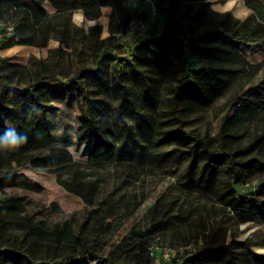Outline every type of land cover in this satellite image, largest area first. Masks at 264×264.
<instances>
[{
	"label": "rangeland",
	"instance_id": "rangeland-1",
	"mask_svg": "<svg viewBox=\"0 0 264 264\" xmlns=\"http://www.w3.org/2000/svg\"><path fill=\"white\" fill-rule=\"evenodd\" d=\"M55 1L60 2L59 8L45 6L50 18V37L45 47L13 44L0 50V57L8 64L12 83L18 88L41 77L66 79L79 68L92 67L91 44L94 36L90 29L94 26L100 27V39L113 37V42L123 48L133 49L139 38L148 36L146 31L133 30L132 21L139 19L140 15L132 14L122 4L121 7L110 5L102 8L97 19H89L84 17L81 8L72 9L73 4L78 6L79 2ZM209 1L211 9L217 13L229 12L239 20L252 16V22L258 21L243 0ZM130 16L134 18L129 20ZM1 19H11L13 24L20 19V14L6 10ZM158 28L159 17H156L149 30ZM223 42L237 50L250 65H260V69L251 81L249 76L241 75L208 108L190 112L185 109L187 103L180 99L177 109L180 120L184 122L183 129L205 138L209 148L216 146L227 103L237 97L240 90L264 79V46L248 47L231 41ZM57 50H61L63 55ZM142 56L141 50H134L124 64L121 76L115 68L116 56L104 58L95 74L83 78L92 108L90 116L97 126L110 131L117 143L114 164L94 166L89 163L90 147L77 138L81 123L75 94L69 96L65 89L55 88L50 91V99L46 103L47 126L52 137L50 149L65 151L71 156L83 173L84 191L93 193L95 203H82L55 182L44 181L45 189L41 193L7 188L0 193V201L6 197L24 198L26 204L22 216L29 219L28 224L52 232L49 241L43 243V249L36 253L37 258L43 261L53 260L76 247L75 237L61 235L66 231L83 238L92 249L102 245L100 257L109 259L121 249L123 240H126L129 249L139 244L137 236L129 235L130 230L143 234L153 224L140 245L143 243L150 249L156 264L170 258L181 260L186 250L191 252L192 239L203 225L218 228V235L224 234L226 242L236 232L235 239L238 241L261 244L238 251L252 260L253 254L264 255V225L247 223L237 226L231 210L220 203L219 185L229 179L225 162L210 160L201 145L185 140L184 144L165 140L178 126L170 101V88L162 86L163 74L154 67L153 55L147 56L145 65L141 63ZM250 91L240 95L236 102L241 103ZM122 93L127 101L119 118L116 107ZM4 123L7 135H16L12 122L5 118ZM232 133L238 137L226 139L225 148L228 151L246 149L257 134L264 133V118L245 122ZM46 152L47 149H39L29 154ZM258 153L264 154V142L258 143L247 156ZM192 162L195 164L196 181L188 189L185 187L186 169ZM210 166L214 167L212 172ZM60 176L66 179L67 173L61 172ZM262 178L264 174L240 168L237 188L254 191ZM259 197H264V194ZM153 207H156L154 213ZM57 233L61 235L59 242ZM196 241L201 244L200 239ZM31 247L38 249L33 244ZM75 250L78 252L79 249ZM82 264L100 263L85 257Z\"/></svg>",
	"mask_w": 264,
	"mask_h": 264
},
{
	"label": "trees",
	"instance_id": "trees-1",
	"mask_svg": "<svg viewBox=\"0 0 264 264\" xmlns=\"http://www.w3.org/2000/svg\"><path fill=\"white\" fill-rule=\"evenodd\" d=\"M63 1H70L71 4L79 2L80 5L75 6L74 3L72 9L81 8L84 17L97 19L101 14V7H121L125 0ZM217 1L223 3L226 0ZM243 2L258 21L252 22V16L239 20L229 12L217 13L211 9L209 0H155L159 28L150 31V26L146 31L148 36L139 38L133 49L114 43L113 37L100 39V27L94 26L90 29L94 36L91 44L93 66L79 68L66 79L56 76L41 77L18 88L12 83L6 59L0 57V145H3L7 137L5 118L12 122L17 138L19 135L27 138L16 148H0V193L7 188L41 193L45 189L43 181L55 182L78 201L91 205L95 203L93 193L84 191L83 173L73 163L71 156L65 151L50 149L52 137L47 126L46 103L49 102L50 91L55 88L65 89L69 96L75 94L78 120L81 123L77 138L90 147L89 163L94 166L114 164L118 152L117 143L112 133L97 126L90 116L92 108L83 86V78L95 74L104 58L116 56L115 68L118 76H121L122 68L129 61L132 52L141 50V63L145 65L147 56L152 54L154 67L163 74L162 86L170 88V101L178 126L165 140H175L182 144L185 140L201 145L210 160L225 162L229 179L219 185L220 203L231 210L237 226L247 223L264 225V197H259L264 194V178L254 191H240L237 188L240 168L264 174V154L247 156L258 143L264 142V133L257 134L250 146L243 150L228 151L224 146L226 139L238 137L232 133L237 127H242L245 122L264 118V79L240 90L237 97L227 103L215 147L209 148L205 138L184 130V122L180 120L177 109L181 98L187 103L185 109L190 112L208 108L241 75L249 76L251 81L260 69V65H250L237 50L223 42L226 40L248 47L264 46V0ZM46 4L55 9L60 6V2L55 0H0V21H4L1 18L6 10L20 14V19L12 24L11 35H6L4 28L0 29V50L13 44L45 47L50 37V18ZM146 11L144 9L140 14L139 20L146 19ZM132 18L134 16H130L129 20ZM8 22L12 23L11 19L4 21ZM57 53L63 55L61 50H57ZM249 90L248 96L237 103V98ZM126 101L127 98L122 93L116 107L119 118ZM39 149H47V152L29 154L30 151ZM241 157L244 159L241 160ZM194 165L192 162L186 169L185 187L188 189L196 181ZM213 168L210 166V172ZM61 172L67 173L66 179L60 176ZM25 204L24 198L20 197H6L0 201V264H82L85 257L91 261L97 260L100 264H156L150 249L143 243L140 245L144 241V235L152 230L154 224L143 234L130 230L129 235L137 236L139 244L129 249L126 240H123L121 249L109 259L100 257L102 245L92 249L83 238L66 231L61 235L75 237L78 252L69 245L73 249L71 252H65L50 261L39 260L37 251L43 249V243L49 241L48 237L53 234L45 228L28 224L29 219L22 216ZM152 211L154 213L156 207ZM60 233L56 235L59 237L57 242L61 239ZM218 233V228L203 225L192 239L194 244L191 252L186 250L181 260L170 258L158 264H264L262 254L252 253V260L250 256L238 253L239 250L261 244L249 240L238 241L235 239L236 232L226 242L225 235L220 236ZM196 239H200L201 244ZM30 244L38 246V249L32 248Z\"/></svg>",
	"mask_w": 264,
	"mask_h": 264
},
{
	"label": "built area",
	"instance_id": "built-area-1",
	"mask_svg": "<svg viewBox=\"0 0 264 264\" xmlns=\"http://www.w3.org/2000/svg\"><path fill=\"white\" fill-rule=\"evenodd\" d=\"M123 6L130 11L134 15H140L144 8L147 9L146 11V19L141 21L139 19H135L132 21L133 23V30L136 31H147L148 28L155 22L157 9L155 0H125L123 2ZM4 28L6 35H11L13 33V25L12 23L8 22L4 24L0 22V29ZM1 38V35H0Z\"/></svg>",
	"mask_w": 264,
	"mask_h": 264
},
{
	"label": "clouds",
	"instance_id": "clouds-1",
	"mask_svg": "<svg viewBox=\"0 0 264 264\" xmlns=\"http://www.w3.org/2000/svg\"><path fill=\"white\" fill-rule=\"evenodd\" d=\"M25 136H17L14 133H9L3 142V145H0V148H10V147H18L21 143L26 141Z\"/></svg>",
	"mask_w": 264,
	"mask_h": 264
},
{
	"label": "crops",
	"instance_id": "crops-1",
	"mask_svg": "<svg viewBox=\"0 0 264 264\" xmlns=\"http://www.w3.org/2000/svg\"><path fill=\"white\" fill-rule=\"evenodd\" d=\"M105 7H108V6H105ZM105 7H101V9H102V8H105Z\"/></svg>",
	"mask_w": 264,
	"mask_h": 264
}]
</instances>
